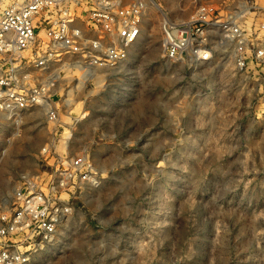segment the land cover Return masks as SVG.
Wrapping results in <instances>:
<instances>
[{"label":"rangeland","instance_id":"obj_1","mask_svg":"<svg viewBox=\"0 0 264 264\" xmlns=\"http://www.w3.org/2000/svg\"><path fill=\"white\" fill-rule=\"evenodd\" d=\"M153 1L123 66L60 72L45 111L0 117V214L24 177L90 166L56 189L57 243L30 264H264V72L225 43L175 61L160 25L244 4L261 36L264 0Z\"/></svg>","mask_w":264,"mask_h":264},{"label":"built area","instance_id":"obj_2","mask_svg":"<svg viewBox=\"0 0 264 264\" xmlns=\"http://www.w3.org/2000/svg\"><path fill=\"white\" fill-rule=\"evenodd\" d=\"M153 7L159 8L153 0H0V117L14 121L23 111H45L60 72L83 80L93 69L123 66ZM247 13L242 4L222 21L209 18L205 7L189 20L162 18L167 57L205 61L209 49L225 43L239 70L264 72V35L247 26ZM258 27L264 33V24ZM46 117L56 118L53 111ZM69 162L72 172L90 168L79 158ZM56 171L44 186L24 177L13 191L11 207L0 214V264H30L57 243L65 211L54 193L75 178L71 171Z\"/></svg>","mask_w":264,"mask_h":264},{"label":"bare ground","instance_id":"obj_3","mask_svg":"<svg viewBox=\"0 0 264 264\" xmlns=\"http://www.w3.org/2000/svg\"><path fill=\"white\" fill-rule=\"evenodd\" d=\"M2 117V116H1ZM6 117V116H5Z\"/></svg>","mask_w":264,"mask_h":264}]
</instances>
